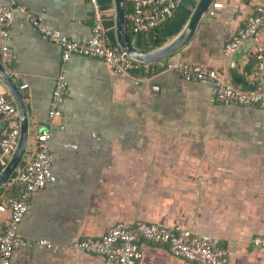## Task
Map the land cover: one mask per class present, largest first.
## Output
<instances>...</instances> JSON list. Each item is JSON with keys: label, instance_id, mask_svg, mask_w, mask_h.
<instances>
[{"label": "crops", "instance_id": "0c3cea01", "mask_svg": "<svg viewBox=\"0 0 264 264\" xmlns=\"http://www.w3.org/2000/svg\"><path fill=\"white\" fill-rule=\"evenodd\" d=\"M19 1L47 28L81 42L91 37L99 10L107 43L119 48L113 0ZM197 1L179 0L174 16L149 33H136L129 21L133 43L149 50L169 41ZM263 1L215 0L192 40L168 60L206 64L238 88L264 91V70L256 72L264 24L234 52L225 51ZM127 9L130 17L132 0ZM9 31L13 55L4 63L25 93L32 127L25 161L39 129L49 126L55 175L31 197L19 228L27 244L15 249L11 264H109L73 242L141 221L219 238L229 249L227 264H264V246L251 241L264 233V108L215 102L205 80L172 71L123 74L102 59L74 54L62 115L49 124L61 47L16 9ZM4 126L0 117V141ZM18 189L9 184L0 192V233ZM140 245L139 264H199L176 257L166 243Z\"/></svg>", "mask_w": 264, "mask_h": 264}, {"label": "built area", "instance_id": "2783aa9c", "mask_svg": "<svg viewBox=\"0 0 264 264\" xmlns=\"http://www.w3.org/2000/svg\"><path fill=\"white\" fill-rule=\"evenodd\" d=\"M96 2V0H91ZM133 12L130 15L132 28L136 33H149L165 24L174 16L179 0H132ZM10 5L0 4V36L2 61L12 58V50L6 42L14 10L21 12L26 19L49 40L61 47V63L55 80L53 95L48 110V123L53 124L62 115V105L69 93L67 79L68 61L74 54L104 60L118 73L130 74L140 69L150 74L172 71L186 80H205L212 84L211 98L215 102H233L245 106L264 108V91L249 92L236 87L216 68L196 62H172L168 59L142 63L128 57L119 48L109 45L105 38V28L99 10L95 13L92 35L87 41H77L58 30L47 28L41 19L19 0H10ZM264 24V1L257 13L249 14L243 26L225 46L226 54L234 52L246 39L257 35ZM257 70H264V54L256 55ZM0 117L5 122L0 141V169L5 167L15 149L20 135V116L15 102L0 81ZM49 126H42L35 141L33 156L24 161L15 173L10 184L19 187L18 193L10 199L11 214L6 228L0 233V264H11L12 256L18 247L27 244L20 235L19 228L26 214L32 195L47 183L55 180L52 172L54 161L51 152ZM148 240L166 243L176 257L199 264H227L229 249L219 238L206 237L184 228L181 225H162L146 221L128 226L118 223L110 227L100 237H85L73 242L77 250L102 255L109 264H139L142 257L141 242ZM253 245L264 246V233L251 239ZM44 243V241L42 242Z\"/></svg>", "mask_w": 264, "mask_h": 264}, {"label": "water", "instance_id": "95a60500", "mask_svg": "<svg viewBox=\"0 0 264 264\" xmlns=\"http://www.w3.org/2000/svg\"><path fill=\"white\" fill-rule=\"evenodd\" d=\"M113 2L115 8L116 37L119 49L137 62L154 63L171 58L192 40L203 17L211 9L215 0H198L189 18L177 34L164 44L149 50L140 49L131 39L127 0H113ZM0 81L15 102L20 116V135L18 143L7 165L0 170L1 192L11 183L15 173L25 161L29 149L32 127L25 93L1 59ZM241 89L249 92L261 91L258 88H247L243 86H241Z\"/></svg>", "mask_w": 264, "mask_h": 264}, {"label": "trees", "instance_id": "16d2710c", "mask_svg": "<svg viewBox=\"0 0 264 264\" xmlns=\"http://www.w3.org/2000/svg\"><path fill=\"white\" fill-rule=\"evenodd\" d=\"M1 170V169H0Z\"/></svg>", "mask_w": 264, "mask_h": 264}]
</instances>
